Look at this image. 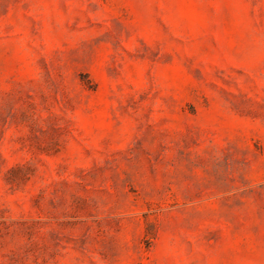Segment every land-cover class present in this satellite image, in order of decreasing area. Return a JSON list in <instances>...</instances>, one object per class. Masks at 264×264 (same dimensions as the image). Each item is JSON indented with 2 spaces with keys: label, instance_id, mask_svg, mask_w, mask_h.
I'll list each match as a JSON object with an SVG mask.
<instances>
[{
  "label": "rangeland",
  "instance_id": "374dc122",
  "mask_svg": "<svg viewBox=\"0 0 264 264\" xmlns=\"http://www.w3.org/2000/svg\"><path fill=\"white\" fill-rule=\"evenodd\" d=\"M0 264H264V0H0Z\"/></svg>",
  "mask_w": 264,
  "mask_h": 264
}]
</instances>
